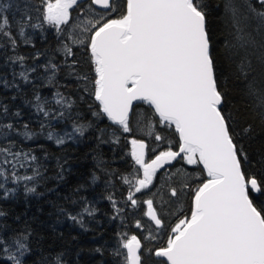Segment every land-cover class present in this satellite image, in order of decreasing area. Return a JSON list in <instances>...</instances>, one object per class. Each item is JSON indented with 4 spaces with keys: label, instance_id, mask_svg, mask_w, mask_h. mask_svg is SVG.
Returning <instances> with one entry per match:
<instances>
[{
    "label": "trees",
    "instance_id": "trees-1",
    "mask_svg": "<svg viewBox=\"0 0 264 264\" xmlns=\"http://www.w3.org/2000/svg\"><path fill=\"white\" fill-rule=\"evenodd\" d=\"M199 2L207 16L224 114L246 154V159L241 157L244 170L264 182V18L259 15L264 6L259 0H231L234 17L225 7L226 0ZM113 3L116 11L105 14L101 23L119 18L124 10V0ZM82 6L70 12V22L85 16L86 8L94 11L90 1ZM42 7V0H0V23L7 20L4 31L10 33L9 37L0 32V148L20 153L23 164L13 168L5 161L16 163L15 158L0 153V169L6 174L0 177V239L5 242L0 249L8 248L0 250V264H12L9 255L19 257L21 264H124L121 241L132 235L141 242V264H160L153 254L166 247L171 228L190 217L194 189L204 174L199 165L182 159L171 168L182 169L187 176L186 203L178 215L162 223L161 239L147 249L136 217L161 173L155 174L148 189L135 193L138 204L133 207L127 197L135 189L124 181L134 183L143 173L132 159L131 141L145 144L144 158L151 162L161 151H177L178 137L173 129L156 123L153 111L144 104L134 107L130 132L109 125L94 98L95 71L87 39L85 45H71L70 22L57 32L43 22ZM66 46L72 55H67ZM56 93L66 101L63 106L55 103ZM38 104L49 112L48 117L37 111ZM74 125L82 126L83 135L73 132ZM25 131L32 134L30 139L23 135ZM157 134L164 139L157 141ZM58 137H65V143L58 145ZM13 171L34 179L13 183ZM29 187L35 192H27ZM24 237L28 251L20 256L13 241ZM118 250L124 255H117Z\"/></svg>",
    "mask_w": 264,
    "mask_h": 264
},
{
    "label": "snow or ice",
    "instance_id": "snow-or-ice-1",
    "mask_svg": "<svg viewBox=\"0 0 264 264\" xmlns=\"http://www.w3.org/2000/svg\"><path fill=\"white\" fill-rule=\"evenodd\" d=\"M259 2L264 6V0ZM42 4L43 22L57 32L62 30V25L69 24L70 10L83 7L79 0H42ZM90 4L106 10L99 19L87 20L81 28L89 34L86 47L94 66L93 94L99 112L127 133L131 131L130 110L133 102L139 101L159 117L156 123L163 128H174L179 136V151L170 148L161 151L151 162L145 161V144L131 141V156L139 166L138 171L142 170L143 178L137 176L134 183L125 179L135 189L134 193L129 192L128 201L137 206L135 193L148 189L157 170L178 157L188 165H202L206 176L194 189L190 218L180 219L171 228L166 247L155 251L156 257L163 258L160 264H264V200L261 199L264 182L244 170L241 157L246 159V154L231 134L229 117L222 107L224 93L216 76L207 16L199 0H126L119 18L103 23L104 15L116 11L117 6L110 0H90ZM225 7L235 17L231 0H226ZM259 15L264 18V12ZM6 24L7 20L0 23V32L10 37L4 31ZM73 42L85 45L86 40L78 38ZM65 52L72 55L67 46ZM21 76L28 79L24 73ZM55 95V103L63 106L66 101L59 93ZM37 111L49 116L39 104ZM7 127L11 129L12 125ZM149 129L151 133V125ZM73 132L83 135L82 126L74 125ZM23 135L30 139L32 134L25 131ZM65 136L72 138L71 133ZM48 139H53L52 133ZM155 139L164 138L157 134ZM56 143L64 144L65 137L56 138ZM0 153L15 158L16 163L5 161L12 163L13 168L17 164L23 167L20 153H11L6 148H0ZM24 159H28V154H24ZM31 160L35 161L36 157L31 156ZM5 176L0 169V177ZM33 179L12 173L13 183ZM26 191L35 192V188ZM176 194L173 189L171 195ZM143 203L147 206L144 214L157 228L162 227L154 201L147 199ZM136 226L141 225L138 222ZM24 240L26 237L13 241L20 256L28 251ZM4 243L0 239V245ZM121 247L126 255L119 250L117 255H124V264H141V242L135 235L122 240ZM0 250L7 252L8 248ZM8 259L12 264H21L16 255H9Z\"/></svg>",
    "mask_w": 264,
    "mask_h": 264
},
{
    "label": "rangeland",
    "instance_id": "rangeland-1",
    "mask_svg": "<svg viewBox=\"0 0 264 264\" xmlns=\"http://www.w3.org/2000/svg\"><path fill=\"white\" fill-rule=\"evenodd\" d=\"M84 12L86 13L85 16L82 18L75 16L68 27L69 38L71 37L70 42L75 46L80 45L73 42L75 39L85 38L86 40L87 35H89L81 30V28L86 25V21L100 18V14H97L95 11H90L88 8H86ZM76 25H80L81 27L77 28ZM187 183V176L182 169H168L160 174L158 182L147 192L146 200L152 199L154 201V207L156 208L162 223L174 218V216L178 215L184 208L187 195ZM173 189H175L177 193L176 196L171 195ZM146 209L147 206L145 205L142 214L139 217H136L135 224L137 225L139 222L141 225L137 228L143 245H147L146 247L149 249V247L151 248L158 239H161L163 231L154 229L147 220H143L145 218L144 213L146 212ZM145 254L147 255V252H145Z\"/></svg>",
    "mask_w": 264,
    "mask_h": 264
},
{
    "label": "water",
    "instance_id": "water-1",
    "mask_svg": "<svg viewBox=\"0 0 264 264\" xmlns=\"http://www.w3.org/2000/svg\"><path fill=\"white\" fill-rule=\"evenodd\" d=\"M88 1H90V0H79V3L82 5V4H84V3H86V2H88ZM110 2H112V0H110ZM125 2H126V0H125ZM91 7L95 10V11H98V12H100V13H106V10L105 9H102V8H99V7H97V6H95V5H91ZM75 9V8H74ZM74 9H72V10H70V12L71 11H73ZM97 102V101H96ZM97 104H98V102H97ZM139 104H144V103H142V102H139V101H134L133 102V108L135 107V106H137V105H139ZM99 105V104H98ZM144 105H146V104H144ZM148 106V105H147ZM133 108L130 110V113H129V121H130V117H131V114H132V111H133ZM103 114V113H102ZM104 115V114H103ZM104 117H105V119L107 120V122L110 124V125H112V126H114V127H117V128H119V129H121L119 126H117V125H113L108 119H107V117L104 115ZM156 117V119L158 120L159 119V117H157V116H155ZM122 130V129H121ZM175 131V130H174ZM177 135V137H178V140H179V136H178V134H176ZM177 151H179V148H178V150ZM180 159H182V158H180V157H178L177 158V160H175V161H172V163L171 164H165L162 168H159L158 170H157V172H156V174L157 173H162V172H164V171H166V170H168V169H171V168H173L174 167V165L180 160ZM199 167H200V169L203 171V169H202V165H199ZM205 176V175H204ZM205 179H206V176H205ZM145 217H146V220L155 228V229H160V228H157L156 227V225L151 221V220H149L148 219V217L145 215ZM140 251H141V249H140ZM155 253V252H154ZM139 254H140V252H139ZM154 258H155V260H157V261H161L163 258H159V257H156L155 256V254H154ZM165 264H166V262H165Z\"/></svg>",
    "mask_w": 264,
    "mask_h": 264
},
{
    "label": "bare ground",
    "instance_id": "bare-ground-1",
    "mask_svg": "<svg viewBox=\"0 0 264 264\" xmlns=\"http://www.w3.org/2000/svg\"><path fill=\"white\" fill-rule=\"evenodd\" d=\"M113 1L114 0H112V3H113ZM124 2H125V0H124ZM125 6H126V2H125ZM93 9V8H92ZM94 10V9H93ZM95 11V10H94ZM95 12H98V11H95ZM98 13H100V12H98ZM102 14V13H101ZM70 44L71 45H73V46H75L74 44H72L71 42H70ZM76 46H80V45H76ZM90 52V51H89ZM139 105H141V104H139ZM134 109V108H133ZM104 116V115H103ZM105 118V117H104ZM106 120V119H105ZM106 122H107V120H106ZM108 123V122H107ZM109 124V123H108ZM110 125V124H109ZM112 126V125H111ZM112 127H114V126H112ZM115 128H117V127H115ZM117 129H119V128H117ZM173 130H174V128H172ZM121 130V129H120ZM179 141V140H178ZM179 148V147H178ZM178 150V149H177ZM203 172V171H202ZM205 177V176H204ZM146 218V217H145ZM190 218V217H189ZM153 227V226H152ZM154 228V227H153ZM162 228V227H161ZM161 228L160 229H158V230H161ZM155 229V228H154ZM157 230V229H156ZM140 254H141V251H140ZM153 258H154V254H153ZM154 260H155V258H154ZM157 261V260H156Z\"/></svg>",
    "mask_w": 264,
    "mask_h": 264
}]
</instances>
